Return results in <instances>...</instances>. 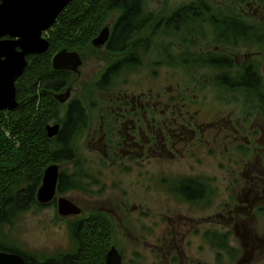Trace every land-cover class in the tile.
<instances>
[{"label":"rangeland","instance_id":"obj_1","mask_svg":"<svg viewBox=\"0 0 264 264\" xmlns=\"http://www.w3.org/2000/svg\"><path fill=\"white\" fill-rule=\"evenodd\" d=\"M202 1L144 0L142 6L151 15L152 22L139 39L148 36L150 45L144 48L146 42L142 41V47L136 48L139 64L121 69V74L109 83L108 90L95 83H99L105 66L130 53L131 47L126 48V52L113 54L105 47L96 48L91 40L106 23L113 27L119 8L108 11L88 45L69 48L79 53L82 63L79 74L71 73L69 79L71 98L81 99L82 103L93 100L101 104L116 95H141V98L151 95V100L158 99L163 108H169L178 100L183 104L176 102L175 107L199 112L195 126H191L195 131L183 130L198 144H189L193 147L169 155L158 150L157 159L152 158L150 162L149 159L141 166L130 164L128 160L110 164L104 154L89 152L86 148L91 141L89 129L79 138L78 157L90 174L84 178L85 190L69 189L56 195H64L86 210L108 211L113 221L109 244L117 247L122 264H264V118L252 109L256 99L245 100L240 93L215 85L213 76L222 68L201 60H191V66H184L191 57H203V52L217 56L225 53L232 57L235 67L232 74L244 61L252 62L258 67L263 82L264 43L239 35V44L225 50L222 43L213 41V27L209 19H204L205 15L195 17V22L190 19L192 26L188 23L181 24L180 28L165 26L173 11L196 2L203 6L207 4L210 14L232 9L242 18L264 27V0ZM113 14H116L115 19L110 17ZM198 19L201 22L196 21ZM258 33L260 37L262 32ZM245 41L252 45H244ZM171 95L176 98L174 102L167 101ZM56 102L59 103V117L49 123L60 121L63 115V102ZM171 112L168 109V114ZM91 113L94 119L98 118L96 105L90 108ZM246 114L249 118H243ZM243 119L247 120L244 133H249V137L257 136L255 144H249L245 153L235 147L234 143L240 141H231L232 147L224 144L230 138L223 141V127L236 125ZM210 127L214 128L207 131ZM241 140V143L245 142V138ZM193 141L188 140V143ZM259 146L263 148L260 154L255 151ZM208 149H211V155H208ZM62 167L71 173L73 165L62 163L59 170ZM181 176L199 177L209 183L211 192L197 202L178 200L163 187L170 184L176 187L174 178ZM79 216H61L55 201L41 206L32 204L16 213L9 224L0 225V245L23 251L38 261L73 253L78 245L74 229ZM215 227L228 231V248L214 245L216 240L213 238L206 241L202 237L205 228ZM172 230L175 238L165 239L167 232ZM216 249L222 253L216 254Z\"/></svg>","mask_w":264,"mask_h":264},{"label":"trees","instance_id":"obj_2","mask_svg":"<svg viewBox=\"0 0 264 264\" xmlns=\"http://www.w3.org/2000/svg\"><path fill=\"white\" fill-rule=\"evenodd\" d=\"M143 2L144 0H72L46 30L49 45L44 52L27 55L24 72L15 82L19 104L14 111H0V225L9 224L16 213L30 208L32 204H38L35 193L39 180L44 168L52 162L58 163L60 167L62 163L73 165L71 173H67L63 167L59 170L58 194L69 189L85 190L84 178L90 177V174L83 168V161L78 157L77 150L79 138L85 131V107L76 103L77 101L65 107L60 121H57L60 123L59 133L51 138L46 135L45 125L51 119H58L60 112L59 103L50 96L49 91L67 84V75L62 70H54L51 59L61 48L73 49L88 45L91 42L89 40L98 33L108 11L114 7L119 8V14L112 27L109 51H120L128 41L139 40L138 37L149 30L147 26L152 22L151 15L144 11ZM201 3H188L176 9L165 21V26L180 28L185 23L192 26L193 24L189 25L190 19L195 22V17L205 15L204 19H209L213 27V41L222 43L225 50L239 44V35L247 40L252 39L253 42L264 43L263 25L251 23L232 9L225 13L219 11L210 14L208 5L203 6ZM196 21L201 22L199 19ZM258 32H262L260 37ZM131 45L135 46L134 42ZM148 45L150 40L146 36V47ZM244 45L251 46L252 42L248 44L245 41ZM178 54L181 56V50ZM203 54V57L197 59L191 57L185 65L180 62L178 64L191 66V60H201L222 68L213 76L215 85L234 90L245 100L256 99L252 109L264 116V81L261 82L258 67L252 62L244 61L239 66L241 68L234 70L232 74L234 66L231 56L225 53L218 56L209 52ZM120 71L110 69L104 72L98 86L102 84V88L108 90L109 83L121 74ZM174 179L177 180L176 187L170 184L165 185V188L178 200L197 202L211 192L209 186H201L204 182L199 177ZM95 215V219H86L83 227L76 220L74 237L78 245L73 253L38 261L17 249H7L1 245L0 249L22 254L26 264H104L113 225L104 214ZM211 238L216 240L214 245L219 243L218 246L228 248L227 237L214 233Z\"/></svg>","mask_w":264,"mask_h":264},{"label":"flooded vegetation","instance_id":"obj_3","mask_svg":"<svg viewBox=\"0 0 264 264\" xmlns=\"http://www.w3.org/2000/svg\"><path fill=\"white\" fill-rule=\"evenodd\" d=\"M115 15L116 14H113L110 17L112 19H115L116 17ZM105 26H107L109 29L108 38L101 46H98L96 48L105 47V49L109 51L108 48L111 46L112 43L110 39L112 36L113 29L112 27H110L109 22L106 23ZM139 38L140 37H138V39ZM142 41L146 42V39L131 41L134 42L135 46H132L131 42L128 41L126 47L120 51L110 50L113 54H117L120 52H126L125 49L128 47H131L132 49V50L129 49L130 53L121 56V58L114 59L112 63H110V65L105 66L104 71L102 73L108 72L110 69L112 70L129 69L131 68L132 65L139 64L138 63L139 61L136 56V54L139 53L137 52L136 48L142 47L140 45ZM144 48H146V45H144ZM60 70L64 71L65 75H67V81H66L67 84L63 86H58L57 89L49 91L50 96L53 97L55 100H58L56 95L58 93L65 92L69 87L68 98L62 104H64V107H68L70 104L75 103L77 101L76 103L78 104L80 103L82 104V107H85L87 120L84 128L85 131L89 129L90 139H91V141L87 143L88 145L86 148L91 153L98 152L104 154L110 164L126 163L128 160L130 164H133L135 166L137 165L141 166L143 165V162H147V160L149 159H150L149 162L152 161V158L157 159L156 157L158 150L159 152H163L169 155V153H178L179 150L185 151V147L186 148L193 147L192 145L189 144L194 145L195 143L196 144L199 143L198 141H193L194 140L193 137L189 138V135L185 134V132L183 131V130L186 131L192 130L193 132L195 131V129L191 128V126L193 125L195 126V118H198L199 112L191 111V110L182 111L180 107L178 108L175 107L173 104H176L178 100L174 102V100L176 99L174 96L171 95L167 99V101L174 102L171 103L170 106L172 107L171 109L170 107L168 108V106L163 108L162 103L159 102L158 99L151 100L152 98L151 95H146L141 98V95L135 96V95L122 94V95H116L112 98H108L107 102L103 101L101 102V104H98V101H96L95 103L93 100L90 102L85 101L84 103H82L83 100L70 97L72 91V85L70 84L69 79L71 73L74 72L70 69H60ZM95 84L98 87V83L96 82ZM157 96H159V94H157ZM178 103L183 104L180 102ZM95 105L97 106L98 109L97 119H94L92 113L89 114L90 108ZM177 106H183V105H177ZM168 109L172 111L169 114H168ZM250 114L251 112L248 113V115ZM248 115L246 114V116H244L243 118H249ZM259 115H261L264 118L262 113H259ZM246 122L247 120L243 119L242 122L238 121L236 125L232 124L231 126L229 125L223 127V135H224L223 141L225 140V138L227 139L230 138V140H227L224 143L226 146L232 147L231 141L238 140L240 142L238 144L235 142L234 143L235 147L238 148L239 151L245 153V151L248 150L247 148L249 147V144L250 145L255 144V139L257 138V136L255 135V137H249L248 136L249 133L247 134L244 133ZM212 128L207 129V131L208 130L211 131ZM217 133L220 134L219 132ZM241 138L242 139L245 138L244 143H241L242 141ZM188 140H191L193 142L188 143ZM211 144H213V142ZM262 150L263 148H260V146L256 147L255 149L256 153L258 154L262 153L263 152ZM207 153L208 155H211L210 154L211 149L210 150L208 149ZM181 177H186V176H181ZM181 177H177V178H181ZM187 177L191 178L190 176ZM159 179L156 180L160 183ZM94 183L96 182L94 181ZM201 186L202 187L205 186L207 188L209 186V183L208 182L203 183V185ZM163 188L168 192V190L165 187ZM51 201H55V200L53 199ZM38 204L41 205L42 203H38ZM208 205L209 204H207L206 206ZM77 206L80 209L79 212L77 213L80 216L76 217L79 226L83 227V224L85 223L86 219H88L89 217L95 219L96 217L95 213L104 214L110 219V221L113 224V221L107 210L104 211L98 208L95 210L94 209L86 210L85 207L83 208L79 205ZM190 231H192V229H190ZM194 231L196 232L197 228H195ZM203 232L204 233L202 234V237L206 241H208V239L211 238L214 233L220 234L221 237L223 236L227 237L228 235V231L223 232L221 230L216 229V227L205 228ZM164 238L165 239L175 238L174 231L172 230L171 232H167V235H165ZM217 245H219V243ZM220 247L224 248V245H220ZM215 252L217 254L221 251H217L216 249Z\"/></svg>","mask_w":264,"mask_h":264},{"label":"water","instance_id":"obj_4","mask_svg":"<svg viewBox=\"0 0 264 264\" xmlns=\"http://www.w3.org/2000/svg\"><path fill=\"white\" fill-rule=\"evenodd\" d=\"M72 0H0V111L14 109L18 106L16 99L15 82L24 72L27 64V55L42 53L48 47L45 36L64 7ZM109 35V29L104 26L91 41L98 47L101 46ZM79 53L75 50L61 48L57 50L51 65L54 70L70 69L79 72L81 65ZM68 89L56 95L60 102L68 98ZM60 123L45 125L47 137L59 133ZM59 164L50 163L42 172L39 187L35 196L38 203L47 204L55 200L57 211L61 216L74 215L79 212V207L66 196H58L57 186L59 180ZM104 264H122V257L113 244L104 256ZM0 264H26L22 254L16 251L0 249Z\"/></svg>","mask_w":264,"mask_h":264}]
</instances>
